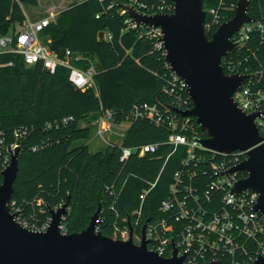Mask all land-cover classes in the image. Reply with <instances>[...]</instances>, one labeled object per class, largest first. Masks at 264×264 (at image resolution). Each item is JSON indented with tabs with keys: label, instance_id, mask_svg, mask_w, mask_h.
Listing matches in <instances>:
<instances>
[{
	"label": "trees",
	"instance_id": "obj_1",
	"mask_svg": "<svg viewBox=\"0 0 264 264\" xmlns=\"http://www.w3.org/2000/svg\"><path fill=\"white\" fill-rule=\"evenodd\" d=\"M236 2L202 0L208 38L222 22L233 17ZM127 3L129 0H83L61 10L40 32L42 42L59 58L67 49L91 58L95 69L94 87L75 88L69 81L67 68L59 66L50 72L39 65L25 66L20 56L0 55V63H12L0 67L3 140L0 171L6 167L5 148L17 144L18 170L9 207L17 213L20 222L41 226L50 217L46 205L56 209L68 200L63 231L80 232L100 205L96 229L104 236L116 238L115 228H123L126 220H133L132 212L138 208L140 192L155 181L164 158L171 151L166 144L169 131L140 119L131 122L120 142L114 141L102 151L91 153L87 146L76 144L90 138V122L101 109L112 110L118 123L125 120L135 104L171 107L173 103V98L163 91L169 75L164 50L156 48L155 42L145 36L143 26L131 28L126 23L129 17L119 5ZM37 4V0H0V35L25 20L22 6ZM136 8L148 14L159 12L160 8L172 13L173 3L136 0ZM211 9L215 15L209 13ZM248 15L252 22L264 24V0H250ZM99 32L110 38L99 41ZM230 62L235 64L237 72L249 76L254 86L264 91V37L258 30L248 32L242 46L222 60L225 73ZM73 65L85 69L88 63L76 61ZM191 107L188 99L183 108ZM64 118L71 120L61 124ZM188 119L198 134L205 137L195 119ZM82 121L86 122L83 126ZM48 124L52 126L48 128ZM16 129L23 130L18 138L14 137ZM148 143L159 144L155 154L140 158L132 155L125 162L119 160L122 146ZM183 155L184 149L178 148L168 158L145 198L141 224L157 215L159 203L167 197L168 186ZM239 176L244 178L246 173L240 172ZM112 185L116 191L121 189L116 199L106 192ZM248 245L246 262L254 257L252 243Z\"/></svg>",
	"mask_w": 264,
	"mask_h": 264
},
{
	"label": "built area",
	"instance_id": "obj_2",
	"mask_svg": "<svg viewBox=\"0 0 264 264\" xmlns=\"http://www.w3.org/2000/svg\"><path fill=\"white\" fill-rule=\"evenodd\" d=\"M127 4L136 7V0H129ZM156 13L168 12L160 8ZM209 13L215 15V10L211 9ZM54 18V15L51 14L36 21L25 19L21 24L15 25L7 34L0 35V55L20 56L25 66L39 65L50 72H54L59 66L67 68L69 81L75 88L85 90L94 87L95 69L91 58L80 53H72L68 49L65 50L63 57L59 58L40 39V32L53 22ZM214 21H217L216 16ZM126 23L131 28L142 26L136 25L130 18L126 20ZM143 27L145 36L155 42L156 48L163 49L160 29L158 27ZM252 30H258L264 37V24L260 22L244 24L232 37V41L237 43V48L242 46L247 38V33ZM104 37L109 39L110 35L104 33ZM76 61L87 62V68L82 69L73 65V62ZM11 64V62L0 63V67ZM166 66L169 69V75L165 79L163 91L173 98L171 107L147 103L135 104L129 110L125 120L118 123L115 122L112 110L101 109L90 122L91 126H95V136L101 139L106 146L112 145L114 141L120 142L124 137L125 130L133 120H145L154 126H163L169 131L166 144L171 147V151L164 158L155 181L140 192L138 208L132 212L133 220L131 222L126 220L123 228H115L117 235L115 239L126 240L128 238L127 224H129L133 240L136 239L139 242L141 228L146 222L147 248L162 257H170L175 249L177 256H183L185 264H250L257 256H264V217L253 209L257 199L255 193L248 190L238 194L232 192L235 182L242 179L239 173L244 171L228 173L230 168L247 158L246 152L235 151L228 155L217 154L199 145L198 140L204 137H201L195 126L189 123L188 118L190 117L178 116L172 110V108L190 109L183 108L187 105V100H190L186 83L170 71L167 63ZM226 71L227 75L244 74L237 72L233 62L226 65ZM254 85V81L248 76L240 88L233 93L232 98L245 114H258L254 123L262 137L261 143L264 144V91ZM184 94L187 95V98L184 97ZM178 117L185 119L180 120ZM70 120L71 118H64L61 120V124H66ZM125 122L129 123L128 127L124 129V132L117 134L114 131L115 127ZM54 124L57 126V123ZM51 126L52 124L47 125L48 128ZM22 133L23 130L16 129L14 137L18 138ZM111 135H116V137L106 139ZM8 147L14 149L17 144L13 143L5 148L4 162L6 166L9 162ZM158 148L159 144L157 143L133 147L122 146L119 160L125 162L132 155L139 158L153 155ZM178 148L184 149V155L180 167L173 173L167 197L159 203L157 215L146 218L141 224L145 198L154 188L168 158ZM2 149L3 140L0 133V155ZM120 191L121 189L116 191L113 185L106 188V192L114 199L118 197ZM49 220L50 217L41 226L26 221L19 222L30 230L44 231ZM138 228H140L139 233H137ZM60 232L65 233L62 223ZM248 243H252L254 257L246 262L244 258L248 256Z\"/></svg>",
	"mask_w": 264,
	"mask_h": 264
},
{
	"label": "water",
	"instance_id": "obj_3",
	"mask_svg": "<svg viewBox=\"0 0 264 264\" xmlns=\"http://www.w3.org/2000/svg\"><path fill=\"white\" fill-rule=\"evenodd\" d=\"M169 1L173 3L172 13L146 14L131 4L119 7L136 25L160 29L164 60L170 71L186 83L192 103L188 110H172L178 116L195 119L205 133L198 140L199 145L217 154L246 152L247 158L228 170L246 173V177L235 182L232 192L255 193L253 209L264 217V144L254 123L258 114H245L232 98L248 76L227 75L222 66V60L237 49L233 35L253 21L248 15L250 0H237L233 17L222 22L210 38L204 30L206 13L202 0ZM104 39V32H99L98 40ZM18 150L7 148L9 162L1 172L0 264H185L175 249L166 258L147 248L146 222L138 243L133 240L129 224L126 240L102 235L96 229L100 205L80 232H60L68 200L56 209L46 205L50 220L44 231L24 227L9 207L18 170ZM250 264H264V256H257Z\"/></svg>",
	"mask_w": 264,
	"mask_h": 264
},
{
	"label": "rangeland",
	"instance_id": "obj_4",
	"mask_svg": "<svg viewBox=\"0 0 264 264\" xmlns=\"http://www.w3.org/2000/svg\"><path fill=\"white\" fill-rule=\"evenodd\" d=\"M39 1V7L37 6H31V5H24L22 6L23 12H25L28 15L29 20H38L45 16L51 15V13H44V9L46 7L50 8V12L53 13L54 17L63 9L67 8L71 4L80 3L83 0H38ZM30 13V15H29ZM82 126L86 124L85 121H82L80 123ZM129 123H120L115 127L114 131L118 134L121 132H124V129L128 127ZM92 129L90 131V138L88 140H81L78 141L77 145H85L87 146L88 150L91 153L102 151L104 150L106 144L95 136V126H91ZM116 135H111L110 137H106V139H112L115 138ZM134 242L138 243V240L134 239Z\"/></svg>",
	"mask_w": 264,
	"mask_h": 264
},
{
	"label": "crops",
	"instance_id": "obj_5",
	"mask_svg": "<svg viewBox=\"0 0 264 264\" xmlns=\"http://www.w3.org/2000/svg\"><path fill=\"white\" fill-rule=\"evenodd\" d=\"M37 7H39V1L37 0ZM72 5V4H71ZM23 10V9H22ZM44 13H51V14H53L52 12H50V8L49 7H46L45 9H44V11H43ZM24 13V15H25V19L26 20H29L28 19V15L25 13V12H23ZM29 15H30V13H29ZM45 17H47V16H45ZM44 18V17H43ZM39 20V19H38ZM30 21H36V20H30ZM106 147V146H105Z\"/></svg>",
	"mask_w": 264,
	"mask_h": 264
}]
</instances>
